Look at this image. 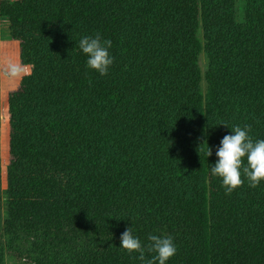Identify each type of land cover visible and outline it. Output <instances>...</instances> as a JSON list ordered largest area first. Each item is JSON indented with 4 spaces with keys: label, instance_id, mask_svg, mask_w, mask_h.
Wrapping results in <instances>:
<instances>
[{
    "label": "trees",
    "instance_id": "1",
    "mask_svg": "<svg viewBox=\"0 0 264 264\" xmlns=\"http://www.w3.org/2000/svg\"><path fill=\"white\" fill-rule=\"evenodd\" d=\"M3 26L31 74L0 99V264H147L130 226L173 238L166 264H264V180L211 174L232 126L264 139V0H0Z\"/></svg>",
    "mask_w": 264,
    "mask_h": 264
},
{
    "label": "clouds",
    "instance_id": "2",
    "mask_svg": "<svg viewBox=\"0 0 264 264\" xmlns=\"http://www.w3.org/2000/svg\"><path fill=\"white\" fill-rule=\"evenodd\" d=\"M78 43L80 50L87 56V68L101 75H107L114 62V57L109 51L112 41L104 39L97 32L94 36H83ZM0 70L11 78L31 74L27 66L15 61H8ZM231 129L234 134L223 136L216 150L218 159L215 165L211 166V174L222 178V184L228 195L244 184V178L248 180L252 188L257 187L264 180V139L253 141L250 135L251 125L232 126ZM202 144L207 145V157L212 156L213 152L207 141L205 140ZM244 158L247 160L246 166ZM147 239L148 243L145 245L134 235V229L130 226L121 233L120 246L128 253H139L137 258L141 261H145L146 252L155 253L151 259L147 260V264H157V262L166 264L177 253V247L171 236L150 234Z\"/></svg>",
    "mask_w": 264,
    "mask_h": 264
},
{
    "label": "rangeland",
    "instance_id": "3",
    "mask_svg": "<svg viewBox=\"0 0 264 264\" xmlns=\"http://www.w3.org/2000/svg\"><path fill=\"white\" fill-rule=\"evenodd\" d=\"M242 11V10H241ZM1 39H0V68L8 61H15L20 63V55H19V45L16 41L12 40L9 32L4 26L1 28ZM200 66L202 73L204 75L206 71V57L204 53L200 55ZM21 77L19 78H11L8 77L0 70V99L1 102L4 101L6 92L8 90H12L17 87L20 82ZM203 88H205V83L203 84ZM1 153H5V125L2 127V146ZM2 195H3V203H2V213L5 214L6 211V203H5V194H6V169L2 167ZM8 264H13L12 260L8 261Z\"/></svg>",
    "mask_w": 264,
    "mask_h": 264
}]
</instances>
